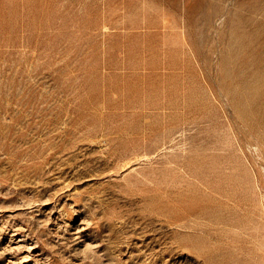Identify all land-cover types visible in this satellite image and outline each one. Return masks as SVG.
<instances>
[{
  "label": "rangeland",
  "instance_id": "obj_1",
  "mask_svg": "<svg viewBox=\"0 0 264 264\" xmlns=\"http://www.w3.org/2000/svg\"><path fill=\"white\" fill-rule=\"evenodd\" d=\"M0 264H264V0H0Z\"/></svg>",
  "mask_w": 264,
  "mask_h": 264
}]
</instances>
